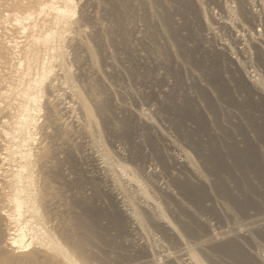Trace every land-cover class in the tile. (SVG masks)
<instances>
[{
	"label": "bare ground",
	"instance_id": "bare-ground-1",
	"mask_svg": "<svg viewBox=\"0 0 264 264\" xmlns=\"http://www.w3.org/2000/svg\"><path fill=\"white\" fill-rule=\"evenodd\" d=\"M194 1L197 2L196 6L198 5L201 9L200 1ZM204 1L220 2L222 4L220 10L223 15L220 18H218L219 16L212 17L214 19L213 24H210L213 20L210 23L203 21L205 25L203 27L201 23L203 27L201 32L204 34L207 32L211 35V37L208 36L212 39V42L209 43L213 44L214 42V46L219 51L224 52L223 54L226 53L231 62L233 59L236 60L234 61L237 63L236 69L243 74V77H239L242 79L241 81L237 77L238 80H235V73H233L234 76L230 75L227 68L225 73H229L231 76L230 79L227 77L229 79L227 84L219 77L220 74L217 73L219 70L214 71L218 66L209 65L212 68L209 73L207 72L210 75V80H208V76L205 78L208 81L207 85L212 88L216 94L215 99L221 105L224 104L229 107L231 101L240 100L239 97H234V94L243 98L235 111L238 110L239 115H241L239 117L247 121V128L250 130L240 131L238 129L237 133L239 132L240 138L239 135L235 134L232 141H227V143H219L218 139L213 137L204 145V151L210 150L211 155L206 153L205 156L202 154L199 156L196 154L199 161L195 156L196 163H200L199 167L195 163L196 160H193V154L190 155L187 152L190 149L187 150L186 146L184 150L183 147L177 145L172 140L171 133H163L160 126L150 118L144 108L133 109V115L136 116L134 117L139 120L140 124L144 125L142 127L151 130L152 134L160 135L161 139H164V142L166 141L169 149H171L170 157L167 156L172 161L168 157L166 158L164 154L167 151H165L164 156L156 152L155 164L149 163L150 159L144 163H149L146 167V177L153 175L156 179L152 185L163 196V203L161 196L152 191L154 188L151 186L153 189H150L149 185L151 184L148 183V185L138 174L136 175L131 171L129 166L127 167L118 160L119 152H116L118 150L116 144L115 148L113 146L116 153L114 150L113 153L106 149L99 139L98 133L100 134V132L97 131L99 130L98 120L100 119L97 120L96 113L99 115L98 117L113 123L112 126L117 124L121 126L123 132L121 131L122 133L118 136L120 139L122 138L124 146L126 145L130 152L133 151L136 155L139 148L138 144L134 143L135 137L133 138V135L136 132L134 123L131 119L125 117L121 119L123 116H120L125 105L115 108L103 96L107 92L116 94L114 91L116 88L114 89L112 86L113 88L108 87L103 91L97 87L100 93L92 98V105L96 111L94 113V108L83 100L80 91L73 82L67 69L66 48L72 42L79 45L81 39H79L80 35L78 34L72 35L75 30L71 28L73 21L69 14L68 4H63L65 8L62 9L43 2L38 5L37 9L26 11L21 18L14 19V21L21 22L25 34L32 42L29 43L31 51L29 49L28 52L32 56H30L29 64L25 67L24 84L20 90H16L13 95L6 97L5 101L1 99L4 97L0 98V264H264V243L251 239L250 231L251 227L264 226V211L250 214L242 213V217H240L233 213L231 207L234 205L240 212L242 204L246 205V202L240 203L237 196V192L241 191L242 181L247 182L248 188L255 194H259L261 196L259 198H264V80L263 85L260 82L264 78V74H262L264 73V0ZM190 2L192 1L186 0V8H190L193 4ZM149 4L160 10L157 11L159 14H156L159 15L158 20L162 24V29L163 26L168 29L170 39H173L177 45L181 38L178 40L177 32L173 33L176 28L172 30L174 24L170 26V16L168 17L169 14H167L169 8L181 10L177 0H151ZM232 4H236L238 15L235 13L236 10ZM14 7L19 10L21 8L18 4H15ZM24 10H26L25 6L23 7ZM201 12L203 13V11ZM201 12L199 11L198 14ZM214 15L216 16V14ZM170 19L172 20V18ZM146 22L149 21L146 20ZM216 29L220 32H217ZM79 31L84 33L83 30L77 32ZM221 31H225V34L228 33L233 38L232 40L230 37L233 41L232 46L229 39L225 38L224 42L218 40L217 33L220 34ZM165 32L163 31V33ZM228 34H226L227 38H229ZM222 35L218 36L222 38ZM226 40L229 44L226 43ZM183 41L185 42V40ZM167 47L165 48L169 50ZM84 48L89 54L90 69L94 74L99 73L94 56L90 54L91 50L89 52V46L88 48L84 46ZM182 49L183 47L180 48L183 53ZM184 49L186 51V48ZM237 52L241 53V56L251 54L254 57L251 58L250 55L249 59H254V61L251 62L246 56L245 62L242 60L243 57L240 59L242 62L240 60L238 62L237 56L239 54ZM248 68H251V71L254 68L253 75L250 74L251 72L249 73ZM232 70L234 69L232 68ZM260 74L263 75V78H259L261 77ZM225 75L222 74V76ZM202 77L200 78L203 79ZM232 82L236 83L234 87L230 84ZM247 84H250V87L252 85V87L250 88ZM65 91H68L67 94H64ZM45 94H47V99H44L43 104L44 116L41 110ZM207 98H204V101L209 110L214 112V104L210 98ZM74 106L78 107L77 109L82 115V122L78 127L86 136V139L84 138L86 151L84 152H88L85 155L86 159L87 155L89 157V160H85L82 164L90 163L95 167L98 177L105 182L102 183L103 186L99 184L101 185V193L106 194L102 191H107L111 194L112 200L115 201L114 203L123 217L118 214L119 212L115 209V204L112 201L108 207L104 206L107 208H93L90 203L95 199L88 203L89 199L84 197H78L77 201L67 202L66 215L57 210L58 195L64 190H71L69 188L70 182L68 183L66 176L67 162L60 157L61 154L56 152L57 149L53 148V137H55L54 134L57 130H61V125L62 127L64 124L69 125L68 123L71 125V119H74L72 116ZM12 108L15 110L14 112H11ZM69 113L71 115H68ZM61 115L66 117L68 123L64 118L57 123L60 119L58 116ZM119 117H121L120 120L117 119ZM51 119L56 121L55 126L49 125ZM137 121L135 123L138 124ZM125 128L126 131L129 130V133L125 132ZM50 129L52 132L49 131ZM80 133L78 132V134ZM144 133L141 134L143 136L141 140L151 142L149 140L151 137L148 139ZM221 135L229 136L227 132H221ZM251 135L255 136V139H250ZM148 146L149 144L147 148ZM124 149L126 148L124 147ZM82 150L84 149L82 148ZM121 152L123 153V151ZM155 168H160L161 171L158 169L160 173L155 171ZM86 169L88 170V168ZM164 173L170 176L168 178L172 177V185L169 184L170 181L163 175ZM98 180L100 179L98 178ZM148 181L150 182V180ZM92 186L88 188H92ZM93 187L92 189L95 191L97 187L95 185ZM172 187L181 197V202L186 201L190 204L193 212L189 213L185 207L183 209L174 200L177 196H174L176 193ZM207 187L210 188V192L207 191ZM98 192L95 191V195ZM88 193L91 194V192ZM110 194L106 195L110 196ZM95 195L93 193V196ZM98 197L100 196L98 195ZM101 198L105 199V195L102 194ZM107 201L110 202V200ZM96 203L99 204V201ZM217 204H219L218 208H222L225 212V225L215 226L214 223H211L212 219H208L210 214L218 220L221 219L218 216L221 212L217 215L218 210L216 211V206L214 207ZM50 207L53 208L50 209ZM172 207L175 208L177 216L170 220L167 218L169 213L166 214V211H169L168 209L173 210ZM171 212L173 213V211ZM104 221L108 224L104 225ZM221 223L224 224L223 221ZM110 226L114 227L115 233ZM156 234L168 236L166 240L169 242L164 243V240H161Z\"/></svg>",
	"mask_w": 264,
	"mask_h": 264
},
{
	"label": "rangeland",
	"instance_id": "rangeland-1",
	"mask_svg": "<svg viewBox=\"0 0 264 264\" xmlns=\"http://www.w3.org/2000/svg\"><path fill=\"white\" fill-rule=\"evenodd\" d=\"M124 1L123 0H0V4L2 5L0 7V85H1L0 86V98L4 97L1 99L5 101L6 97L13 95L16 90H20L21 86L24 84L25 67L26 65L29 64V61L31 59L30 56H32V54L30 55V53H28L30 49L29 43H32V42L29 41L30 38L28 37L27 34H25L23 25H21V22L14 21V19L21 18L26 13V11H33L37 9L38 5L40 3L42 4L43 2H46L48 5H54L55 8L59 7L62 9L65 8L63 4H68V9L70 12L69 14L73 21V25L71 26V28L75 30V33H72V35L78 34L80 35L79 39H81V43H80L81 46L80 44L78 45V43L72 42L71 44H68L66 48V61H67L66 64L68 65L67 69L73 79L74 84L80 91L83 100L87 104H90L92 108H94V106L92 105V98L97 93H100L97 87H100V89H102L103 91L104 89H107L108 87H111V88L114 87V89L116 88L115 90L113 89L116 94H110L107 92V94L105 93L103 94V96L105 100H108L109 102H111L112 106L115 108L125 105L126 109L122 108V110L124 111L122 114H120V116L121 117L123 116V117L122 118L119 117L117 119L120 120V118L124 119L125 117V118H129L132 120V122L134 123L133 126L136 129V132L138 131L137 133L134 132L135 133L133 135V138L135 137L134 143L138 144L139 148L141 149L138 148V150L136 149L137 151L135 150L136 155H134L133 151L130 152L128 150V147L126 145L124 146V141L122 140V138L120 139V137L118 136L123 132L121 130V126L119 124H117L118 126L117 125L112 126L113 123H111L109 120L106 121L104 118L102 119L98 117L99 115L96 113V111H94L95 110L94 108L93 111L94 113H96L97 120L98 118L100 119L98 120L99 122L98 129L100 131L99 130L97 131V132H100V134L98 133V135H100L99 139H101L100 141L103 144V146H105V148L108 149L110 152H113L115 148V144H116V149H118L116 152L117 153L119 152L118 160H120L121 163L125 164L127 167L129 166L128 168L130 170L132 169L131 171H133L136 175L138 174V176L141 177L142 180L144 179V182H147V184L148 183L151 184V185L149 184L148 185L150 186V189H153L154 186L152 185V183L156 182V179H154L153 175L149 176L151 179L149 177L148 178L146 177L147 176V174H145L147 172L146 167L149 163L155 164L154 162L156 159L155 157L156 152H159L161 155H163L164 152L167 151V153L165 152L164 154L167 158L168 156L170 157L171 155L170 154L171 149H169V146L166 143V141L164 142V139H161L160 135H155L154 133L152 134L151 130L149 129L146 130V128L142 127L144 125H142V123L140 124L139 120L135 118L136 116L133 115L132 110L144 108L146 112L148 113V115H150V118L156 124L160 126L163 133H168V132L171 133L170 134L171 138H173L172 140L177 145H180V147H183L184 150L186 146H187L186 147L187 150L190 149L189 151L187 150L186 151L189 152L190 155L191 153L193 154L192 155L193 160L195 161L197 158L196 154H198L199 156H201L200 154L204 155L206 153L209 156L211 155L210 150H207L208 152L204 151L205 150L204 145L205 143H208L213 137L218 139L219 143H227V141L229 142L232 141V139L235 137V134L239 135L238 134L239 132L237 133L238 129L240 131H245V129L250 130L249 128H247V124H248L247 121L239 117L241 115H239L240 113L238 110L235 111V108H237V106L240 105V103L243 101L241 99L243 98L237 95L235 96L234 94V97H237V98L239 97L241 101L235 98L237 100L231 101L229 103V107H227L224 104L221 105V103L220 102L218 103L217 99H215L216 94H214V92L212 91V88L207 85L208 81H206L207 79H205L208 76L209 78L208 80H210V75H208V73L210 72V69L212 68L211 66L213 65L219 67V69L218 67H216L217 69H214V71L217 72L219 70L217 72L220 74L219 77L223 79L224 83H227V84L231 77L230 75L234 76L233 73H235V76H234L235 80H238L236 79V77L237 78L243 77V74L241 73L240 70L238 71L236 69L235 65H237V63L234 62L236 60L233 59L232 60L233 62H231V60L229 59V56L227 57L226 53L223 54L224 52H221V50L219 51V49L214 46L215 45L214 42L213 44L209 43L210 41L212 42V39L208 38V36L211 37V35H209L207 32H205V34L201 32L202 28L205 25L204 23H206V21L207 23H210L211 20H213L210 23V24H213L214 19H212V17L213 18L217 16H219L218 18L222 17L223 12H221L220 10V7L222 6V4L220 2L211 3L209 1L203 0L204 1L203 2L202 0H199L200 1L199 3L201 5V9H200L198 5L196 6L197 2H195L194 0H191L192 2L190 3H193L194 5L190 4L191 5L190 8H186V5H185L186 0H177V3L180 5L181 13L179 10L177 11L176 9L175 10L170 9V8L167 9L168 10L167 14H169L168 17L170 16L169 24L170 26L174 24L173 25L174 27L172 28V30L176 28V30H173V33L177 32L176 34L177 36H179L177 37L178 40L181 38L176 45V42H174L173 39H170V36L168 34V29H166V27L164 26H163L164 30L162 29V24H160L161 22L158 20L159 19L158 12L160 10L157 9L156 7H152V5L149 4L151 3V0H149L150 2L148 0H146L147 2L145 0H135V1L134 0H124ZM53 2H56V3H53ZM15 4H18L19 6H21L20 10L14 7ZM232 5L236 10L235 13L238 15L236 4H232ZM24 6L26 7V10L23 11ZM173 10L174 12H172ZM199 11L200 12L203 11V13L201 12V14H198ZM209 13L211 14V16ZM213 13L216 14V16ZM220 13H221V16H220ZM201 16H203V18H200ZM170 18H172V20ZM189 18H191L192 20ZM199 18L201 19V22ZM146 20H148L149 22H146ZM170 21L172 22L170 23ZM97 24L100 26H98ZM192 26L194 27V29ZM213 26L217 28V26L215 25ZM78 30H83L84 33H80V31L77 32ZM162 30L166 32L163 33ZM216 31L220 32L218 31V29H216ZM221 32L223 33L225 37L222 35V33L220 34L217 33V37L220 38V39L218 38V40L224 42L225 38L229 39L230 45L232 46L233 38L228 33H226L228 34V37H229L227 38L226 34L224 33L225 31H221ZM199 33H202V34H199ZM206 33H207V36H206ZM218 35L220 36L222 35L223 40ZM230 37L232 38V40ZM183 40H185V42ZM226 43H228V40H226ZM84 46L87 48L89 46L90 48L89 52L91 50L90 54L91 55L93 54L92 56H94L93 58L95 60V65L99 73L94 74L93 71L90 69L89 65H91V63L88 60L89 54L85 50ZM165 47H167L169 50H167ZM182 47H183L182 49L183 53H186V54H183L181 52L180 48ZM184 48H186V51ZM180 53H182L183 55ZM238 54H239L238 56L236 54L238 58L236 56H233L237 58L238 62L240 61L242 62V60L244 61L246 59V56H247V59H249V56L251 55V54H245V56H241V53H238ZM242 57L243 59L240 60ZM250 57L253 58L254 56L251 55ZM251 58L249 60H251ZM168 60L170 61L168 62ZM252 61H254V59H252L251 62ZM222 65L224 66L225 69L223 68ZM167 66L170 67L171 70ZM231 67L234 70H232ZM251 68H248V71L249 73L251 72L250 74L252 73L254 74V68L252 69L253 71H251ZM226 69L229 71L230 75L229 73L228 74L225 73L227 72ZM167 70H170V71H167ZM222 74L223 75L226 74L227 76L226 75L222 76ZM260 76L261 77L259 78H263L262 77L263 75L260 74ZM200 77H202L203 79H201ZM239 80L241 81L242 79L239 78ZM263 80L264 78L260 81L262 85H263ZM230 84L232 87L236 85V83H233V82ZM249 85L250 84H247V86ZM119 90L121 93L119 92ZM129 91L132 93L130 94ZM67 92L68 91H65L64 94H67ZM54 94L57 95V93H54ZM208 95H211V96H208ZM206 96L209 97L212 103L214 104L213 106L215 107L214 112H211L209 110V107H207L208 105L204 101V98H207ZM44 99H47V94H45L43 98L42 110H41L42 114L45 116V109L43 107V104L45 101ZM1 103L3 104V102ZM120 103L121 105H119ZM77 108H78L77 106H74V109H73L74 112L72 116L74 117L75 120L73 118L71 119V122H72L71 125L70 123L66 121L65 116H62V115L58 116L60 119L57 121V123L61 122L62 121L61 119L64 118V120L69 125L64 124L65 126L63 125V127L65 128H63L61 125V128H60L61 130H57L56 134L53 133L55 136L53 137V143H54L53 148L57 149L56 152H58L59 155L61 154L62 156L60 155V157L64 159V161L67 162V165H66L67 175L66 174L65 175L67 176L68 183L70 182L69 188L72 191V192L68 191V189L64 190L57 197V199L59 200L57 210L61 211V213L65 215H66L67 202L77 201L78 197H84L87 200L89 199L88 203L89 201L95 199L93 200L92 203H90L92 204L93 208L102 207L101 209H104V208H107L109 204H111V201L112 203L115 202L114 200H112L113 197H111V194L109 192L102 191V192H106V194H110V196L109 195L107 196L106 194L101 193L100 186L102 185V183L104 184L105 182L104 180H101L100 177H98L97 170H95V167L91 165L90 163L87 164L88 166L82 164L85 162V160H89V157L87 155V159H86L85 155L86 153L88 154V152H84L86 151V144L84 143L86 136L85 134H82V131H80L81 129L78 127V125H80V123L82 122V117H81L82 115L79 109ZM14 111L15 110L12 108L11 112H14ZM130 111L132 114L129 113ZM125 114L126 115L130 114V115L126 116ZM68 115H71V114L69 113ZM75 115L79 116L78 119H77V116ZM44 116L42 117L44 118ZM136 121L139 123L138 124L135 123ZM50 122L52 123V125L51 123H49L50 126H55V124H57L56 121H53L52 119ZM258 122H260L259 119H258ZM77 130L79 133L81 132L80 133L82 134L81 136L80 134H78ZM49 131L52 132L51 129ZM147 131L148 133L149 131L151 132L148 134ZM125 132L129 133V130L126 131V128H125ZM144 132L146 133V136H148V139L149 137H151L149 139L151 140V142L148 143V142H143V140H141L143 137L141 134ZM219 132L220 134H218ZM221 132H227L229 136L224 137L223 135H221ZM156 136L159 137L160 139L157 138ZM239 138H240V135H239ZM253 138L255 139V136L253 137V135H251L250 139H253ZM161 141L165 144H163ZM142 143H145V144H142ZM119 144H121V146H119ZM148 144L149 146L147 148ZM150 146H152L153 149H151L152 147ZM120 147H122L123 149H121ZM124 147L126 149H124ZM162 147L164 151L162 150ZM82 148L84 150H82ZM153 150L155 151L153 152ZM60 151L61 152L63 151L64 153L63 152L61 153ZM121 151H123V153ZM146 153L149 155H147ZM126 154L127 156H125ZM151 154L153 157L151 156ZM138 156L141 158H139ZM169 157L168 159L171 160ZM149 159L150 161H148ZM197 160L195 161V163L197 162ZM147 161L149 163L144 164ZM196 164L197 166L200 167L199 162ZM91 166H93L94 168L92 167L93 168L92 169ZM86 168H88V170ZM158 169L160 170V168H155V171L160 173L161 170L158 171ZM88 171H91V172H88ZM141 172L143 173V175ZM88 173H91V174H88ZM163 175L167 178L170 177L168 176V174L165 175V173ZM93 176L94 177L97 176V177L94 178ZM98 178L100 180H98ZM171 178H168L170 181L169 184H171ZM95 179L97 180L95 181ZM147 179L150 180V182ZM242 183L243 185H242L241 191L237 192V196L239 198L238 201L240 203L246 202V205L242 204L240 212L236 209L234 205H231L234 211L233 213L242 217V213L250 214V213L257 212V211H262V210L264 211V198H259L261 197L259 194H255L254 192H252L248 188L246 184L247 182L242 181ZM92 185L93 186L95 185L97 187V189L95 190L96 192L100 191L96 193V195H95V191H93L92 189L94 188ZM91 186L92 188H88ZM84 188H85V191H84ZM209 189L210 188L207 187V191L210 192ZM152 191L153 192L155 191V193L157 192L156 194L158 196H161L160 198H162L161 199V202H162L163 196L157 190H155V188ZM84 192L86 193L84 194ZM88 192H91V194ZM176 192L177 191H175L174 193ZM93 193L95 196H93ZM102 194L105 195V199L101 198L102 199L101 200L100 197ZM176 194H174V196H177V198L174 197L176 199L174 198L173 199L181 205L180 207H182L183 209L185 207V210L188 211L189 213L193 212L192 208H190L191 206H189L190 204H188L186 201H183L184 203L181 202L182 201L181 197L178 196V193ZM98 195L100 197H98ZM178 199L181 203L178 201ZM103 200L104 201L106 200L105 201L106 203ZM107 200H110V202ZM98 201H99V204L96 203ZM101 202L102 204H100ZM104 206H107V207H104ZM218 206L219 204L214 205L216 211L218 210L217 215L219 212H221L220 213L221 215L223 214L222 216L220 214L218 215L221 219L219 218L220 220H218L215 217H213L211 214L209 217L208 216L207 217L210 220L212 219L211 223H214L213 225L215 226L221 225V224L225 225L226 224L225 212L222 208H218ZM114 207L117 210V212H119L118 214L121 215L116 204ZM52 208L53 207H50V209ZM172 209L173 210L168 209L169 211H166V214L169 213L167 214V218L170 220L173 219V217L177 216L175 208L172 207ZM215 209L213 210L215 211ZM171 211H173V213ZM221 220L224 222V224L221 223L222 222ZM218 221H221V222H218ZM104 222H103L104 225L108 224L106 221ZM112 228H111L112 231L115 233L114 227ZM127 230H128V227H127ZM250 231H251V239L264 243V237H263L264 226L251 227ZM156 235L159 238H161V240H164V243L168 241L166 240L168 236H165L162 234H159V235L156 234Z\"/></svg>",
	"mask_w": 264,
	"mask_h": 264
}]
</instances>
